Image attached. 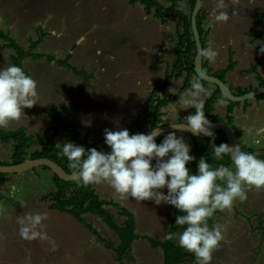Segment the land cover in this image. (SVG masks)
<instances>
[{"label": "rangeland", "instance_id": "rangeland-1", "mask_svg": "<svg viewBox=\"0 0 264 264\" xmlns=\"http://www.w3.org/2000/svg\"><path fill=\"white\" fill-rule=\"evenodd\" d=\"M157 1L167 5L169 0ZM129 3L130 0H0V31L11 36L24 50H28L32 42L42 35L41 43L34 52L53 56L54 59H64L70 54L67 62L86 76L85 80L82 75L58 66L54 59L49 62L47 58H25L22 66L26 74L38 84L39 103L32 108H25V115L18 122H10L8 127L1 129L8 131L23 126L34 136L49 137L52 133L51 119L42 108L66 106L76 96L84 81L78 108L72 109L64 118L61 117L62 122L77 130L81 139L85 133H89L93 146L102 144L105 129L120 131L127 126L143 107L147 94L164 83L166 72H169H165V66L175 61L174 46L178 40L173 27L169 30L166 28L168 37L155 39L156 25L147 26V22L141 18L143 6ZM239 5L232 6L227 23H217L221 41H227L223 29L228 30L236 48L242 46L241 36L236 34L241 25L238 18L241 10ZM183 6L184 2L177 4L179 9ZM169 22L177 23L176 19H170ZM159 42L166 48H161V53L156 51L160 49ZM4 43L0 39V70L12 65L10 54L15 53L12 48H3ZM169 82L165 93L173 95L169 88H176L177 93L182 79L171 84ZM189 93L183 92L180 99L162 109L165 122L185 121L192 114V107L186 108L182 103V99L189 98ZM257 113L252 111L250 116ZM110 114L115 117L107 123ZM116 120H120L119 128H109V124H114ZM38 128L47 132L50 130V133L44 134V131H37ZM145 131L142 129L139 133L145 134ZM176 132L177 138L185 134L182 131ZM259 136H255L254 140L259 143L254 146L264 150V136ZM65 138L63 134L57 137L61 148L67 142ZM12 144L13 141L0 143V163L11 162ZM107 151H111V148L108 147ZM155 163L152 162V165L155 166ZM43 170L36 167L0 180V229L6 225L8 227L10 217H22L30 213V210H24L25 207L51 204L48 200H39V195L54 190L51 171L41 173ZM95 188V192L100 191L101 196L106 195V198L132 213L135 234L157 240L166 237L172 205H157L151 200L137 203L134 198L121 201L109 185L104 189H100V185ZM160 191L165 195L168 193L166 187ZM105 208L113 214L115 222L122 225L126 217L120 208L113 205H105ZM83 218L96 231L95 235L82 226L83 232L92 237L91 240H76V243H72L69 241L72 235L56 224L45 227L44 232L49 239L14 240L10 233L6 238H0V264H8V260L15 264L16 260L18 264H27L29 254L33 256L32 264H37L34 259L42 250L56 258L51 260L59 261L55 264H118L115 246L119 238L116 233L94 214H85ZM213 224L222 226L224 239L220 248L213 253L211 264H264V230L260 228H264V189H247V199L243 202L239 199L234 201L232 208L216 216ZM105 242L112 248L104 245ZM70 250L71 254L66 257L65 254ZM131 256L132 260L124 259L123 263L163 264L162 248H152L144 238L132 242ZM39 258L43 260L41 256ZM47 259H44V263Z\"/></svg>", "mask_w": 264, "mask_h": 264}, {"label": "clouds", "instance_id": "clouds-1", "mask_svg": "<svg viewBox=\"0 0 264 264\" xmlns=\"http://www.w3.org/2000/svg\"><path fill=\"white\" fill-rule=\"evenodd\" d=\"M238 0H233V7ZM224 0H218L216 10L211 15L217 23H227L230 19ZM235 11L233 15H235ZM264 54V47L260 49ZM201 57L215 61L218 53L209 46L200 49ZM38 84L21 67L11 65L0 70V128L10 122H18L25 108L39 103ZM173 95L176 88H169ZM212 95L200 82V77L191 83L188 99H182L186 108L195 109V114L187 116L185 123L172 124L173 128H185L194 134L212 137L213 125L205 116L204 99ZM185 108V109H186ZM159 129L145 135H130L128 129L120 131L104 130L105 143L110 153L96 148L66 142L62 145V155L67 157L68 167L78 183L90 185L107 184L121 201L134 198L137 203L151 200L174 206L182 215L176 216L175 224L184 228L182 232H169L168 240H178L187 252L193 253L197 264H211L213 253L221 246L224 233L221 225L209 227V219L216 211L231 209L234 201L247 199V189H264V159L256 154L242 151L227 144H212L218 160L230 155L235 172L224 165L212 169L209 162L201 157L197 174H191L186 165L195 159L190 155V145L175 132L169 133L159 145L155 137ZM258 142V141H257ZM56 147H61L57 144ZM86 156V158H85ZM167 158V159H165ZM155 160V166L152 161ZM246 186V187H245ZM168 189L167 195L161 189ZM24 207V205H21ZM46 213H25L18 218L22 239H49L43 231Z\"/></svg>", "mask_w": 264, "mask_h": 264}, {"label": "trees", "instance_id": "trees-1", "mask_svg": "<svg viewBox=\"0 0 264 264\" xmlns=\"http://www.w3.org/2000/svg\"><path fill=\"white\" fill-rule=\"evenodd\" d=\"M180 1L182 0H170V5L164 6L157 0H130V4H141L147 14H151L162 24L166 23L170 18L179 19L182 23L180 29L176 30L178 40L175 46V61L173 62L169 72H166L164 83L161 86L153 88L147 94L143 107L138 113L136 119L126 127V129L129 130L130 135L138 134L142 129H146L145 135H147L155 127L167 124L163 123L162 109L168 104L174 103L176 100L180 99L183 92L187 90L191 91V83L194 82L198 77L196 75V72L194 71L193 65L194 57L196 55V45L191 29V12L194 7L195 0H188L189 10L187 14L177 8V3ZM205 18V9L204 7H202L199 10L196 19L203 49H206V31L203 29V22ZM263 21L264 12L261 14L259 22L262 23ZM38 29H40V27ZM253 37L260 38L264 46L263 36L254 35ZM0 39L5 41V43L3 44V48H12L15 52L14 54H10L12 65H16L18 67H21L22 69V62L27 57H32L33 59L47 58L49 62L54 59L53 56H48L33 51L37 47V45L41 43L42 35H40L37 40L32 42L28 50H24L11 36H8L2 31H0ZM69 57L70 54H67L64 59L54 60L58 66L68 68L72 70L74 74L82 75L86 80V76L81 72V70H78L67 62ZM235 66L236 62L232 59V53H230L228 65L224 69L218 71L213 72L212 69L208 66V62L204 59L202 62V69L205 73L221 79L226 84L227 82L225 80V75L231 72ZM249 71L255 73L256 79L258 81V86H264V80L257 73L256 67L251 66ZM171 78H181L182 83L179 87V90L177 91V94L166 95L165 87ZM85 82L86 81H84V83ZM200 82L206 89L212 90L211 96L203 97L206 118L211 122L222 120L218 115L213 114L216 101L222 100L224 102H227L224 121L233 125V108L242 102L229 101L224 95L221 94L217 85L208 83L201 78ZM84 83L83 85H80L76 96L66 106L42 108V111L45 112L52 121V133L49 137L43 138L41 136H34L27 133L24 127H19L17 129L8 131L0 129V143L13 141L12 152L10 153L11 162L0 164H18L26 159L49 158L58 163L67 173H73L74 170L68 167L67 157L62 155V148L56 147V138L58 137L60 131L64 132L66 136L65 140H67V142H72L75 145L83 146L86 150L90 148H96L98 151L107 153V148L109 146L105 143V138L103 139L102 144L93 146L88 142V133H86L83 139H81L77 130L73 129L70 124L63 123L61 120L62 114L69 113L72 109L78 108L79 100L81 99L83 94ZM230 89L233 94L242 95L252 90L253 87L249 86L244 89L240 87L232 89L230 87ZM255 99L258 101H264V94L255 96ZM248 104V100L243 101L244 107H246ZM191 110L192 114H195V109L192 108ZM235 130L237 136L240 137L241 132L236 128ZM163 134L155 139V142L157 144L160 142V138ZM188 135L192 139L190 155L195 157L193 161L189 162L186 165V167L189 168L191 174H197L198 162L201 157H204L207 162L210 163L212 169H215L220 165H224L226 167H230L235 172V167L232 164L230 155H226L222 160H218L213 152V143H215V145L217 146L221 144H227L226 136L222 131H218L216 134L209 138H200L192 136L190 134ZM239 147L242 151L256 154L257 158L264 159V150L258 151L256 148L244 144L239 145ZM39 167L51 171L47 166ZM51 173V181L54 184V191L43 195L41 199L43 201H50V207L52 209H56L60 212L67 213L74 217L78 222L83 224L84 227H86L95 235L96 231L87 221H85L83 215L94 214L100 217L102 221H104V223L107 224L108 227L111 228L119 238V242L117 246H115V250L118 254H116L118 264H124V259L132 260L131 244L134 240L139 238L146 239L152 248H162L163 264H193L196 261L195 255L193 253L187 252L184 248H182L179 245L178 240L170 241L166 239V237L163 240H157L151 237L135 234V221L132 213L129 210H126V208L121 206L120 204L112 202V200L101 199L95 192L94 185L85 187L82 183H78L77 180L65 181L60 179L52 171ZM8 175L10 174L0 173V180L4 179ZM105 205H113L120 208L122 215L126 217L122 225H118L115 222L113 214L105 208ZM172 208V217L170 219L166 235L169 232L175 233L177 231L182 232L184 230V228L175 224L176 216L182 215L183 213H180L179 210L174 206H172ZM220 214L221 211L218 210L214 213L213 217L209 219L208 223L210 228L214 225L213 223L216 219V216H220ZM260 228L264 230L262 226ZM104 245H107L110 249L112 248V246L107 244L106 242Z\"/></svg>", "mask_w": 264, "mask_h": 264}, {"label": "crops", "instance_id": "crops-1", "mask_svg": "<svg viewBox=\"0 0 264 264\" xmlns=\"http://www.w3.org/2000/svg\"><path fill=\"white\" fill-rule=\"evenodd\" d=\"M180 2L185 3V6H183V8H181L180 10H182L184 13L187 14L188 10H189L188 0H182ZM213 3H215V6L213 5ZM217 3H218V0H203V3H202L203 5L205 4L204 8H205V15H206V18L204 19V22H203V29L206 31V36H205L206 49L209 46H211L212 49L218 53L215 61H213V62H210L206 57H203V59L208 62V66L214 72V71L224 69L228 65L230 53H232V59H233V61L236 62V66L234 67V69L231 72H229L225 75V80H226L227 84L229 86H233L235 88L240 87L243 89L247 88L249 86H252L253 88L258 87V81L256 79L255 73L249 71V69L251 68V66H255L257 73L264 80V54H261V52H260L261 47H264L263 42L260 38H254L253 37L254 35H261L264 37V21L262 23L259 22L261 14L264 12V0H238V4H240L239 6L241 7V10H240V13L238 16L239 21L241 22V25H239V27L237 28L239 31L236 34H238V36L239 35L241 36L242 46L240 48H236L234 46V44H235L234 38H233L231 32L228 30L223 29V34L226 35L227 41L223 42V40L221 41V39L219 38L220 31L218 32L217 22L214 21V18L211 15V13L214 10H216ZM135 4H139V3H134L131 5H135ZM177 4H179V2ZM224 4H225V8L222 9L223 11H226V12L232 11L233 0H224ZM139 5H141V4H139ZM168 5H170V0L167 1V5H164V6H168ZM141 18L144 20V22H147V26H151L153 24L156 25L157 35H156L155 39H157V40L164 38V37L165 38L168 37V34L166 32L167 27H168V30L171 29L172 27L175 28L174 33L176 35V30L180 29L181 24H182L181 21L179 19H176V18H170V19H176L177 23H170L169 22L170 19H168V21L166 23L162 24V23H160V21L158 19L153 17L151 14H147L145 11L142 14ZM159 45H160V49L157 48L156 51L161 53V51H159V50H161V48L163 50H165L166 48H165V46H163L162 42H159ZM175 46H174V52H175ZM238 54H239V56H238ZM175 56H176V54H175ZM239 59H240V61H239ZM172 64H173V62H172ZM172 64L171 65L167 64L165 66V72L167 70L171 69ZM172 79L169 80L170 81L169 84L179 80V79H175V78H172ZM187 91H190V90H187ZM144 101H145V99H144ZM248 102H249V104L246 107L243 106V102H242L233 108V112H232V114H233V126L241 132V136L239 137V145L244 144V145L251 146V147L255 148L254 144L259 143L258 140H256V139L254 140L255 136H259V135L264 136V101L263 100L258 101L255 98H253L251 100H248ZM226 107H227V102H224L222 100H217L215 105H214L213 114L218 115L222 120H224V117L226 115ZM252 111L258 112L257 115L251 117L250 114L252 113ZM262 113H263V115H262ZM65 115H67V113L62 114L61 117L64 118ZM137 115L134 117V119L131 122H133L136 119ZM109 116H110V118L107 121V123L110 122L111 120H113L115 117V115L113 117H111V114ZM162 119H163V117H162ZM180 122L185 123V121H166L165 122L163 119V123H180ZM119 123H120V120H116L114 124H109L108 127L110 128V126H111V127L119 128ZM130 123H128V125ZM127 126H125L123 129H125ZM21 127H23V126H21ZM51 127H52V121H51ZM26 131H27V133L31 134L27 129H26ZM37 131H44V130L38 128ZM51 132H52V130H51ZM173 132L177 133L176 131H173ZM49 133H50V130H49V132L44 131V134L48 135ZM169 133H172V132H168V133L163 134V136L160 138V141L163 138H165ZM59 134L65 135L64 132H62V131H60ZM50 135H51V133H50ZM88 135H89V133H88ZM181 136L183 137L184 141L190 145V148H191V146H192L191 137L186 133L182 134ZM87 138H88V142L91 144L89 137H87ZM57 144H59V142L56 138V145ZM257 150L261 151L259 149H257ZM152 162L155 163V160H153ZM41 173H45V169ZM6 177L2 180H5ZM50 177H51V174H50ZM95 186L96 185H94V188H95ZM107 186H108L107 184H100V189H104ZM95 191H96V188H95ZM96 193L101 199L110 200V199L106 198L107 197L106 195H104V197L101 196L100 191L96 192ZM46 194H48V193H46ZM46 194L39 195L40 196L39 200L41 199V197L43 195H46ZM27 209L30 210V213H46L48 218H47V220L43 221V224L45 225V227L46 226L49 227V226L55 225V224L58 225L59 227H63L62 228L63 231L65 229L68 231V234L72 235L71 238L69 237L70 238L69 241L72 243H76V240H78V241L88 240L89 241L92 239L91 236H88L87 233L83 232V230H82L83 224H81L80 222H74L76 220L74 217H72L71 215H69L67 213L60 212L56 209H52L50 207V205L44 206V205L38 204L37 206H30V207L24 208V210H27ZM18 218H20V217H13V218L10 217L9 218L8 227L6 225L2 229H0V238H6L7 235L9 236L10 233H12V235L14 236V240H21L20 239L21 238L20 233H18L19 224L18 223L15 224V222L12 221V220H16L18 222ZM45 229L46 228H44L43 231ZM85 236H87L86 239H84ZM10 240H12V239L10 238ZM71 252L72 251L70 250L69 253L65 254V256L67 257V255H70ZM76 255H77V253H76ZM40 256L43 258V260L41 258H39ZM46 257L49 260L47 259V261H45V263H44V259H46ZM28 258H30V259H28ZM52 258H54V257H51L44 250H42L40 255H37V257L34 259V261L38 262L37 264H55L54 262L57 263L58 260L55 261L56 258H54L55 260H51ZM32 261H33L32 254L27 255L26 263L32 264L33 263ZM66 261H67V259H66ZM16 263L18 264L17 260H16ZM60 263L63 264V262H60ZM8 264H15V262H13L12 260H8Z\"/></svg>", "mask_w": 264, "mask_h": 264}, {"label": "water", "instance_id": "water-1", "mask_svg": "<svg viewBox=\"0 0 264 264\" xmlns=\"http://www.w3.org/2000/svg\"><path fill=\"white\" fill-rule=\"evenodd\" d=\"M202 3L203 0H195V4L191 12V29L196 45V55L193 61L194 71L196 72V75L208 83L217 85L221 94L224 95L226 99L229 101L243 102L246 100H251L259 94H264V86H258L246 92L245 94L235 95L232 93L229 85H227L224 81L213 75L207 74L203 71L202 69L203 57H201L200 55V49H202V44H201V39H200V35L197 27V19H196L199 10L202 8ZM182 123L183 122L163 124L155 127L154 129L151 130V132L159 129V132L156 135L155 139L163 133H168L173 131H182L195 137L209 138V136H205L203 134H194L193 132L185 128L172 127V124H182ZM211 123L213 127L210 130L213 132V135L216 134L218 131H222L226 136L227 145H229L230 147L239 145V137L237 136L235 127L232 124H229L224 120L215 121ZM39 166H47L53 173H55L62 180L65 181L77 180V178L74 177L72 173H67L58 163H56L55 161L49 158L26 159L18 164H0V173L18 174Z\"/></svg>", "mask_w": 264, "mask_h": 264}]
</instances>
